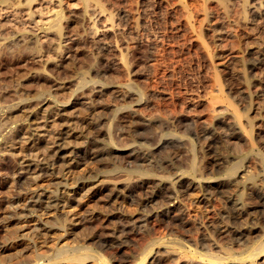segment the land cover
<instances>
[{
    "label": "rangeland",
    "instance_id": "obj_1",
    "mask_svg": "<svg viewBox=\"0 0 264 264\" xmlns=\"http://www.w3.org/2000/svg\"><path fill=\"white\" fill-rule=\"evenodd\" d=\"M92 1L95 3H98L101 6L104 14L107 13V15H111V17L112 18L114 17L113 19L116 21L117 20L123 21L122 18L119 17V15L121 14L120 11H122L123 9L129 10L135 18H139L140 20H145L148 23L147 26L150 24L148 27H149V29L151 28L150 29L151 32L154 31L155 34L157 35V37H161V38H158L159 39L158 43L153 48V50H152L153 52L151 51L148 53L145 48H137L133 51V53L131 52L130 54H127L124 51L125 56H126V54L128 55V56H126L127 59L131 60V61L129 60L130 61L129 63H131V65H130L131 71L126 73L127 71L125 70L124 71L125 73H124L122 66L118 63H116V64L114 63L115 61H113V59H114L113 55L110 53L111 54V56H110L109 52L107 53V51H102V50L99 51V48L97 47V45L93 41H91V39L88 37L87 32L85 30V29H87L86 28L87 26L84 27L85 25L88 24V22H85V21H87L86 19L84 20L85 17L83 16V12H82V10H83L82 2H80V0H58L54 3H52L51 6H53L55 8V10L62 13V15H63L62 24H64L63 25L64 31L70 35L75 36V38H77L75 40L74 45L72 46V48L69 52L70 54L68 53L67 55H63L64 57L62 56V58H61L62 60H60V64H62V65L61 66L60 65L49 66L47 68L50 71L46 68L47 71L45 70L46 73L44 75L36 74L37 75L36 76L34 73L35 72V66L33 67L32 63H30V62L21 61L18 64L20 67L18 65H13V67H12V65L8 66V64H5V65L0 64V99L2 100V101H0V103H2V104H0L1 105L0 110L3 111L8 107V105H12V104L17 103L16 105L20 106L19 108L22 111H24V109L26 111V112L24 111V113H22V111H21L22 114L20 113V111H18V113H16L18 115L20 114L19 115L20 117L22 116L21 118L18 117L19 119L16 122H13V123L5 122L4 124H6L7 126H4V125L2 126L1 133L5 134L10 127L16 126L18 131H20V132L25 131L24 132L25 134L30 133L29 136H31V138L29 140L33 139L34 142L36 140L35 146L31 147L33 149V151H31V153H30L29 148L24 149L26 151L23 150V151L19 152L20 154L17 153L19 151V148L21 147V144H27V142L25 143V140H21L22 139L21 135L14 140L15 143H14V146L12 147L11 150H6V148L0 149V150H3V151H0V219L5 217V216L7 217L6 222H4V223L2 222L3 224L0 222V244L4 245V247L0 250V260L1 261L5 260L4 262L8 263V264H35V262L38 263V262H42V261L43 262H49L50 264H98V263L100 264L101 262H103L104 264H115V263L116 264H135L140 259V257L144 254V252L146 253L149 249H151L149 254H148V258H147L148 263L147 264H181V258H178V254L175 253L177 250L181 249L182 252H184L187 256L189 255V257L191 256L193 258H198V257H200L199 255L205 254V252H207L209 247L212 249V250L211 249H209V250H211L212 253L216 254L217 256H219V255L225 256L226 255L225 253L227 251H230L232 253V256H240V255L246 256L247 250H245V249H247V247H248L247 245L252 244L254 241H257L264 236V225H263L264 224V208L262 205H260V203L253 202L252 204H254V207L252 209H254V211L250 212V214H245V216H244L243 225L246 228L250 229L249 233H247V234H249V236L251 238L248 236V238L243 237L237 241L236 240L233 241L232 239H230L231 236L229 235V233H227V231L219 233V230H217V229L220 227L222 229L223 228L227 229L230 232L233 229L237 228V225H238V223H235L234 221H230L231 217L226 212L228 210V208H227V204L225 201L226 200L225 199V193L230 189V187L228 189L227 184L222 183L223 184L222 187L220 185L215 186L216 185L215 184V185L211 186V188H209V189L205 188L204 182H202V181L207 180V178L204 176H201L200 173H198L196 171L189 172L188 171V162H189L190 158L192 157V155H194L196 157L197 162H201L203 159H209L212 156L211 155L212 151L210 150V148L206 147L207 146L206 142L209 141L210 136L214 132H216L218 128H220L218 131L224 130L222 132L225 133L227 131V127L221 123H217L214 120L213 115H215L217 113L215 110L212 109V107L210 108V106L209 107L207 106V107L209 108V110H212V111H209L208 108L205 107V108H202L200 110V112L197 113V115L191 114L192 116L191 115L188 116V115H180L179 114V109H181V107L179 105H181L182 101L185 100L184 97L186 98V96H187V98H188L190 96V93L192 92L195 94L199 93L198 97L202 100H204V99L206 101L209 100L208 102L215 101L216 99H218L219 102L217 100L216 104L221 103L220 102L221 100L223 101L221 104H226L228 101V98H229V100L231 99V101H236V103L238 102L237 104H239V106H241L243 101L240 102L237 98V95L241 92L240 90H242V89H240V88L241 87L243 88L244 84L241 82L243 84V85H241L240 80H238V79H237V81L239 83L236 81H233V80L229 81V79L227 78V75L225 73L226 70H232L233 73L239 72V69H238L239 67L233 65L232 63L230 64L229 60H227V59L231 55H234V56L243 55L247 58L250 57L251 56L249 54L250 50L253 49L256 45H258L259 42H262V39L264 41V38H261V36L264 37V33H262L258 38L253 37L254 39L253 38L251 39V37L247 36V34L246 35L243 34V32L245 31V27L242 29L243 26L239 22L240 10L237 8V6H235L237 4L238 0L237 1L236 0H224L223 2L221 0H204V1L198 0L200 2H198L197 0L196 1L195 0H153V1L152 0H92ZM233 1L235 2V4L231 5V2H233ZM57 3H59V4H57ZM56 5H57V8H56ZM152 5H154V6H152ZM188 5H191V6H189L190 8L188 7ZM200 5H203V8H201L202 6H200ZM165 6H166V8H165ZM196 6H197V8H196ZM206 6H207L209 11L206 9ZM63 7H64V9H62ZM191 7H195V11L198 8H199V10L196 11L197 13L196 12L194 13V9H192ZM170 8L171 9L173 8V9L169 10ZM201 9H203V10H201ZM174 10H175V12H174ZM179 10L181 11L180 13L182 14V16L179 15ZM186 11H191V12L193 11V13H192L193 16L190 17V21H191L190 24L192 23L194 25V28H189L187 26V24H186L187 27L183 26V25H185V23L183 22L185 20V15H183V14H186ZM202 11H203V13H202ZM18 12L19 13H17V16H16L17 18L15 21V26L14 25L13 26L7 25V26H3V28L0 27L1 28L0 29L1 36L3 35V37H5V34L7 32V37H9L7 39L5 38L3 40H0V42L6 41L7 43L10 42L9 45H12L17 40L14 36H11L9 34L11 31V28L14 27L16 29L18 27V29H19V26H20V29H22V28L26 27L25 25H27L26 23L28 21L26 20L25 15H23L22 14L23 12L21 13V11H18ZM176 12H177V14H176ZM63 13L64 14L66 13V14L64 15ZM81 14H82V16H81ZM112 14H113V16H112ZM174 14L177 15L178 18ZM194 14H196V16H194ZM203 14H205V15H203ZM80 16L83 18V20H82V18H79ZM172 16L174 18L175 17L176 18L174 19ZM203 16H204L205 20H204V18L203 19L200 18L201 19V21H200V19H198V18L203 17ZM166 17H168V18H166ZM39 18L36 17L35 20L36 19L40 20ZM65 18H66V20H65ZM193 18H194V20H193ZM169 19L172 21V23H171V21L169 22ZM173 19L176 21L178 19V22L173 23V22H176ZM38 22H41V24ZM180 23L181 24L184 23V24L183 25H177ZM202 23H203V25H202ZM35 24L39 27H42L43 23L41 20V21H37ZM234 24H235V26H234ZM201 25L202 26L205 25V26L202 27ZM22 26H24V27H22ZM169 26H171V27H169ZM179 26H180V29H179ZM225 26L227 28L231 26V28L226 29ZM195 27H197V28H195ZM218 27L219 28L221 27V29H223V30L219 29ZM233 27L236 30L233 29ZM14 28H12V29H14ZM184 28L186 31H184ZM198 28L199 29L201 28V30L203 31L202 35H203V37L205 36L204 40L206 42V45H208L207 48H206L205 44L201 43L202 40L197 35L198 34L197 33ZM209 28L210 29L212 28V29L209 30ZM224 28L226 30H224ZM187 29H189V30L187 31ZM181 30L184 31L183 33L189 34V37L190 36L192 37L191 40L187 34L183 35ZM215 30L218 32H216ZM227 30H230L227 32L230 37L225 35V32ZM241 30H244V31H241ZM221 31H224V33L222 34ZM233 31H235L234 35H230V32H233ZM237 31L239 32L238 34H237ZM141 32L144 34V36L146 35L145 31H139V33H137L136 36L143 38V34ZM154 32H152V33H154ZM194 32L197 33L196 36H195ZM205 32L207 34H210V35H207ZM41 33L42 32H40V34H39V39L43 40L42 36L40 38ZM203 33H205V34H203ZM215 34H217V36ZM219 34H220L221 38H219L220 37V36H218ZM129 35L130 34H126L124 36H118L116 38V41L121 45H124V43H125V46H126V44L129 45V43H132L131 41H133L131 39V37L135 36V34H131L132 36L130 35V37H129ZM223 35H224V37H222ZM238 35H239V37H238ZM242 35H244L243 36L244 40L242 39ZM208 36H210V37L206 38ZM231 36H233V37H231ZM247 37H248V39H247ZM125 38H126V40H125ZM223 38H224V41H223ZM229 38H231V39H229ZM127 39H130V40H127ZM206 39H208L209 41L211 40V42H209ZM219 39H220V43H219ZM255 39H256V41L259 40V42H255L254 44H252L253 43L252 40L255 41ZM212 41H213V43H212ZM217 41L219 44L217 43ZM244 41L247 42V44L249 42L250 43L252 42V43L249 44V46H248V45H246V43ZM92 43L95 45H93ZM211 43H212V46H210ZM198 44H200V45H198ZM130 45H132V44H130ZM203 45H204V47H203ZM123 49H124V47H123ZM201 50L203 52H201ZM145 52H146V54H150L149 57L146 54L143 55V53H145ZM197 53H199V54H197ZM207 53H209L210 56L212 54L211 63H209L207 61L206 57H209V55ZM200 54L204 55V56L202 55L203 59H206L207 62L205 60L203 61L202 56ZM214 54H216V55L213 56ZM199 55H200V57H199ZM220 56H222V57H220ZM73 58H75V59L73 60ZM105 58H107V59L105 60ZM110 59H112V60H110ZM107 60H109V61L107 62ZM220 60H221V62H220ZM112 61H113V63H112ZM90 62L94 63V66L97 68V69L95 68V70H97L96 72H98V76H96V78L94 80H93V78L95 77V75H94L93 70L91 71V69H90V65H91ZM203 62H205L206 64L207 63H209V64L205 65V63H203ZM23 63H24V65H22ZM89 63H90V65H89ZM29 64H31L30 65L31 68H30ZM113 64L115 65L116 69H114L115 67ZM14 66H16V68H14ZM23 66H24V68H23ZM85 66H87V67H85ZM205 66L206 67L210 66L213 69L221 68V69H219V70H222L221 71V73H222L221 83L224 84V85L222 84V88H223L222 92L224 94L226 92V95H224L222 92H220V93L217 92L215 87H213L214 85H211L212 81H211L210 75H212V73H214V70L212 68H206ZM257 66H259V65H257ZM257 66H255L251 70L253 72V73L251 72L252 75L259 70L258 69L259 67H257ZM83 67H85V68H83ZM33 69H34V71H32ZM80 70L81 71L83 70L84 74ZM85 71H86V73H85ZM201 72H202V74L205 75L204 79H203V75L201 74ZM62 73H63V75H62ZM56 74L58 77L56 76ZM99 76L101 77L100 79H102V80L99 79ZM199 76L201 79L199 78ZM85 77H86V79H90V80H92V82H95L94 85L98 86V87H96L97 89L95 88V94H94V92H92L93 94L92 93L90 94L88 92V90H86L90 86L88 88L84 89V91H83L84 94L79 88L77 89L78 80L81 78H85ZM206 77H207V79H206ZM76 78H78V80ZM190 78H192V81H190L191 80ZM199 79H200V81H199ZM202 80L205 83H202L203 82ZM222 80H223V82H222ZM251 80H252V82L250 83L249 88L252 91L251 96H252V98L253 97L254 98L251 99V104L253 107L251 106L252 108H251L250 112L252 114L255 112L254 115L257 114L256 116L259 117L258 113H257L258 108H256L258 105H256V104H259V102L261 101L260 100L261 97L259 98V95L257 94L258 92L256 90L258 89V87L256 86V84L260 85V86H263L264 84L262 85L261 84L262 82H260V80L255 76H251ZM96 81H97V83H96ZM228 81L230 83H228ZM194 82H195V84H194ZM206 82L208 83L207 85H210V86H207ZM225 82L227 83V85L225 84ZM21 83H24V84H21ZM58 83H59V85H58ZM123 83H129V85L131 86V89H132V86H133V88L135 86V89H132V90L130 89L131 91L126 93L130 97L125 95V97L121 99L120 96H118V95L120 93H122V91L123 92L128 91L124 87ZM190 83L191 84L193 83V84L191 85ZM98 84H100V85H98ZM203 84H205L206 86ZM228 84H229V87H227ZM47 85H49V86L47 87ZM52 85H54V86L52 87ZM230 85H231V87H230ZM235 85H238V87ZM253 85H254V87H253ZM197 86H199V87H197ZM6 87H8V88H6ZM75 87H76V89H75ZM200 87H201V89H200ZM208 87H210V88H208ZM224 87H226V88H224ZM42 88H43V90H42ZM45 88L47 90H45ZM49 88H50V90H48ZM120 88H122V91ZM236 88L239 90H237ZM196 89H198V90H196ZM207 89L209 90V92H207L208 91ZM211 89H212V92H211ZM148 90L149 91L154 90L155 92H157V94L151 98H148V99L144 98V97L141 98L140 93L144 92V91H148ZM177 90L178 91L181 90V91H179V93L180 92L181 93L179 94L177 92ZM39 91H40V93L44 91V100H42L43 102L41 101V99H43V96L41 97L38 94H36ZM86 91L88 92V94ZM132 91H133V93H131ZM45 92H47V93L50 92V94L49 95L47 93L45 94ZM115 92H118V93L116 94ZM176 92L178 93L179 97H178ZM228 92L229 93L231 92V93L229 94ZM235 92H236V94H234ZM76 93L78 96L76 95ZM78 93H80V94L82 93L83 96H82V94H81V96H79L80 94H78ZM128 93H130V94H128ZM1 94H2V96H1ZM85 94H87V95H85ZM173 94H175V95H173ZM231 94H232V96H231ZM20 95H22V97ZM88 95H89V98H88ZM131 95L135 96V97L132 98ZM183 95H184V97H183ZM233 95H234V97H233ZM24 96H25V98H24ZM32 96H34V97H32ZM84 96L86 98H88V102L85 101L86 99H83ZM201 96H203V97H201ZM255 96L259 102L258 101L256 102ZM13 97H14V99H13ZM127 97H129V98L127 99ZM224 97L225 98L228 97V98L225 99ZM231 97H233V100ZM66 98H67V100H66ZM125 98H126V100H128L130 102H131L130 99H133L132 100L133 103L132 102L128 103L127 101H125ZM177 98H179V99H177ZM235 98H236V100H235ZM5 99H7V100H5ZM78 99L80 102L78 101ZM145 99H147L149 101V103H147L148 101ZM29 100H31V101H29ZM39 101H40V103H39ZM3 102H5V103H3ZM18 102L19 103L22 102L23 104L22 103L19 104ZM29 102H30V105H29ZM89 102H90V105H89ZM55 103H57V104H55ZM139 103H141V104H139ZM35 104H36V106H35ZM31 105L34 107L30 108V107H32ZM23 106H24V108H23ZM25 106L29 107V108L26 109ZM132 107H134V108L132 109ZM35 109L37 112L35 111ZM48 109H49V111H48ZM252 109L253 110L256 109V110L253 111ZM133 110H135V111H133ZM204 110H205V112H204ZM52 111H53V113H51ZM54 112L56 114H54ZM25 113H26V115L28 113H29L28 114L29 116L31 115L29 119L24 118L25 116L23 114H25ZM37 113L38 114L42 113L43 117H42V115L37 116L36 115ZM130 113L133 116L128 115ZM140 113H142V114L144 113L149 117L142 118ZM52 114L54 116H50ZM115 114L117 117L115 116ZM118 114L120 117L118 116ZM136 115H137L138 119H137ZM167 115H169V116H167ZM35 116L37 117L36 118L37 122H36V119H35V121H33L34 123L30 122V120H32V118ZM130 116H131L132 120H135V122L128 121L129 119L131 120ZM134 117H135V119H134ZM167 117L169 118V120ZM118 118L119 119L122 118L124 120L121 121ZM125 118H126V120H125ZM65 119H67V120H65ZM192 119L195 121L193 122ZM201 119H204V120H201ZM54 120H56L57 123ZM86 120L88 122H86ZM89 120H90V122H89ZM92 120H94V121H92ZM139 120H140V122H139ZM208 120H209V122H208ZM53 121L56 123L55 127L50 126L53 123ZM35 122H36V124H35ZM78 122L81 124H79ZM214 122H215V125H214ZM83 123H85V124L82 127L81 125ZM87 123H88V125H87ZM38 124L41 127H39ZM216 124L220 127H218ZM23 125H25V126H23ZM203 125H206L207 127L201 128V127H203ZM213 125H214V127H213ZM33 126H34V128H33ZM84 126H85V128H84ZM222 126L225 127L226 130ZM24 127L27 129H25ZM98 127H101V128H99L100 130L97 129ZM221 127L223 129H221ZM86 128L88 129V131H90L89 135L87 134L88 131ZM19 129H21V130H19ZM92 129H94V130L96 129V132L94 130L92 131ZM58 130L60 132H62V130H63V132L64 131L67 133L69 132L70 136H68V138L71 139L70 140L67 138V141L68 140L69 141L67 143H62L64 145L61 144V146H63L62 147V149H63L62 154L65 152L63 155H65L66 159L71 160V162H73V163L76 162V163L72 164L71 169H73L74 171L72 170L73 172L69 173V175L79 174V176H82L81 177L82 179L80 178L81 182H83V184L85 185V186H83V190L80 191L81 193L83 192L82 194L85 193V196H83L79 192L76 194V197L73 198V200H75L77 202H74L71 206L64 207L65 209H63L62 207H59V209L57 210L58 212L62 211L61 213H64L67 210L71 209L69 211V213H71L72 220H74V222L73 221L67 222L68 226H71V227H69V228H71L68 230L69 232H64L61 228H57L58 227L57 223H55V221L51 218V216L53 215L54 212L50 209H44L41 206L37 207L38 209L36 208V210L34 211L35 213L27 215L26 217H20V218L19 217H13V218L8 217L12 212L9 204L12 203L13 200L15 201L16 198H18L16 200L15 204L19 203L18 205L21 206V205H23L25 198L31 193V190H28L27 188L24 187V186H26V184L29 185L30 188H32V191L34 189H35V191L41 190L44 193L47 192L46 195L49 194V192L52 188V185L55 181L52 179L54 177H50L48 174L43 173L40 176H38L34 182H32L28 178H30L29 174L36 175L39 172L38 168L44 167V165L46 164L45 159H43L42 156L40 155L41 151L43 150L42 148H44L45 144H49L50 137L53 134H55ZM195 131H197V132H195ZM212 131H213V133H212ZM198 132H199V134H198ZM207 132L208 133L210 132V133L208 134ZM91 133L93 134V137H92ZM105 133H106V135H105ZM163 133L166 136L163 135ZM168 133L172 134L173 136L168 134ZM204 133H205V136H204ZM130 135H131V137H130ZM23 136H26V135H23ZM89 136H90V138H89ZM176 136H177V138H176ZM203 136H204V138H203ZM207 136H209V137H207ZM24 138H26V137H24ZM99 138H101V140H99ZM103 138H105V140ZM166 138H167V140H166ZM178 138H180L181 140L180 139L178 140ZM202 138H203L204 142L200 141ZM82 140H83V143L81 142ZM89 140H91V143ZM73 141H74V143H73ZM170 142H172V143L174 142V144L177 147ZM175 142L179 143V144H176ZM167 144H170L171 146H169ZM28 145H30V144H28ZM84 145L86 146L85 149L83 147ZM93 146L97 149L96 151L93 150V149H95ZM35 147H37V148H35ZM90 147H91V150H90ZM9 148H10V146H9ZM9 148L7 147V149H9ZM86 148L87 149L89 148L88 149L89 151ZM158 148H160V149H158ZM81 149H82V151H81ZM143 149L145 151H143ZM174 149H175V152L172 151ZM239 149L244 151L243 147H239ZM84 150H87L86 151L87 155L82 154ZM35 151H37V153H38V151L40 152V153H38L39 157L37 156L36 158H34L35 156L32 155V153H34ZM203 151H206V152H203ZM218 151H221V150L218 149ZM12 152H14V153L12 154ZM67 152H68V154H67ZM95 152H96V154H95ZM249 152H250L249 157L244 158L242 163L245 164L247 159H252L254 164L257 167L256 168L257 171L259 173H263L262 170H264V161H263L264 160V149H262V147L260 145H256V147H254V149L249 151ZM106 153H107V155H106ZM147 153H149V154H147ZM78 154L82 155V156H79ZM196 154H198V155H196ZM99 155H100V157H99ZM111 155H112V157H111ZM149 155H150V157H149ZM165 155L171 156L172 160L175 159V162L173 160L172 165H170L174 168L168 166L167 169H166V167H162L163 168L162 169L161 167H155L154 165H152L156 161H158L160 159L162 160L163 158H166ZM228 155H229L227 157L229 159V160L227 159L228 162L230 160L231 161L235 160L237 157L235 154L232 155V153H230V152L228 153ZM86 156H88V157L86 158ZM95 156H97V158ZM106 156H107V158H106ZM199 156H200V159H199ZM133 158H134V160H133ZM176 159H177V161H176ZM21 160H22V162H21ZM41 160H43V161H41ZM147 160H148V162H147ZM227 161H225V160L222 161L224 163H222L221 165L224 166L225 163L227 164ZM122 163H124V164L131 163V164H129L130 166L128 164L127 165L123 164L124 165L123 166ZM178 163H179V165H178ZM58 164H59V162H58ZM138 164H140V165H138ZM175 164H177V165H175ZM147 165H148V167H147ZM144 166H145V168H144ZM175 167H177V168H175ZM183 167H185V168H183ZM121 168L124 169L125 171L122 170ZM150 168H152V169H150ZM170 169L171 170L175 169L176 171L172 170L174 172L173 173V172H171ZM145 170L149 171L150 173H154L155 176H154V174L152 175V174L145 173L146 172ZM55 171H57V170L55 169ZM161 171H163V173ZM219 171H213L211 173L208 172L207 175L210 176V177H208V179H212L214 182L224 180V178H226L224 171L221 169ZM132 172H133V174H132ZM159 172H160V174H158ZM168 172H169V174H168ZM195 172L197 174H199L200 176L197 175ZM56 173L57 172H55V174ZM128 173H130L131 175ZM142 173H145V174H142ZM17 174L23 175V177H22L23 180L21 181L22 184H18L19 182L16 181L17 180ZM57 174H59L60 176H65L62 173H57ZM66 174H68V173H66ZM164 174H166V176L167 175L168 176L166 177ZM123 175L126 179H124ZM150 175H152V177ZM88 176H89V179H88ZM136 176H138V177H136ZM163 176H165V177H163ZM197 176H199V177H197ZM166 178H169V179H166ZM123 179H124V181H123ZM127 179L129 181H127ZM27 180H30V181H27ZM192 180L194 182V186H193L194 189H192L193 188L192 186L191 187L189 186V188H190L189 189L188 187H186L184 185V183L188 182V181H192ZM51 181H53V183H51ZM154 181L155 182L158 181V182L155 183ZM28 182H30V183H28ZM129 182H131L132 184ZM178 183H180V184L178 185ZM168 184H169V186H168ZM182 184L184 185V187ZM21 185H24V186H21ZM128 185H129V187H128ZM165 185L167 187H164ZM178 186H180V187H178ZM36 187L39 189H37ZM46 187H48L47 190L49 189V191L46 190ZM161 188H163V189H161ZM166 188H168V189H166ZM86 189H88V190L85 191ZM169 189H171L170 191L172 193L169 191ZM177 189H179V190L177 191ZM183 189H185V190H183ZM216 189H217V191H215ZM221 189H224V190H221ZM209 190H210V192H209ZM212 191H214V192H212ZM222 191H223V193H222ZM174 193H176V194H174ZM79 194H81V195H79ZM168 194H170V196H168ZM207 194L209 195V198H208ZM46 195H44V196H46ZM173 197H175V199ZM199 197H200V199H199ZM22 198L24 201L22 200ZM43 198L46 199L45 197H43ZM151 202H152V204H150ZM151 205H153V206H151ZM147 207H148V209L146 211ZM144 209H145V211H144ZM168 209H169V211H168ZM36 213L39 214L40 216L37 215ZM117 216L118 217L120 216L121 218L119 217V219L122 221H120ZM226 216H228V217H226ZM124 217H125V219H128V220L126 221L124 219ZM82 218H84V219H82ZM129 219H130V221H129ZM43 220L44 221L48 220L49 223H51V224H49L51 229H49L47 231V233H45V235H43V234L38 235L37 234V236H34L32 238V241H31V239L26 238L25 235L17 237V235L19 233H24L26 231L32 232L34 225H36L37 223H40V221L43 222ZM77 220H80V221L82 220L81 222H83L84 220L85 221H84V224H78ZM53 222H54V225L56 224L57 226L56 225L54 226ZM245 222H247V223H245ZM123 223L125 224V226H123L124 225ZM126 223H128V224H126ZM120 224H123V225H120ZM251 227H253V228H251ZM258 230H260V231H258ZM261 230L263 232H261ZM93 233H96V234L99 233V234H97V237L98 236L99 237L98 238L97 237L90 238L92 235H95ZM254 233H255V236H254ZM260 233H262V234H260ZM88 237H89V239H88ZM33 239H35V240H33ZM96 240H99V241H96ZM240 240H241V242H240ZM97 243L98 244L102 243L101 245H103V244L104 245L101 246L99 244L100 245L99 246ZM243 243H246V244H243ZM81 244L88 246V247H91V248L94 247L93 249L95 251L98 250L97 252L100 253L101 256L103 257L100 260L98 259L100 262H98L97 260L93 261V259H84V260H82V262L76 263V261H73V262L71 261L68 263L64 259L55 258V256H53L54 250H56L61 245L62 246L66 245V246H69L70 248H74V246L77 247ZM198 244H200L201 246ZM202 244H203V246H202ZM206 244H209L210 246L206 245ZM212 245L215 247H213ZM205 246L207 248H204ZM243 248H245V249H243ZM153 258H155V259H153ZM53 259H54V261H53ZM59 259L62 261H60ZM57 261H59V262H57ZM103 263H101V264H103Z\"/></svg>",
    "mask_w": 264,
    "mask_h": 264
},
{
    "label": "bare ground",
    "instance_id": "obj_2",
    "mask_svg": "<svg viewBox=\"0 0 264 264\" xmlns=\"http://www.w3.org/2000/svg\"><path fill=\"white\" fill-rule=\"evenodd\" d=\"M56 1H58V0H0V27H2L3 28V26H15V21H16V16H17V13H19L18 11H21V13L23 14V15H25V17H26V20L28 21L26 24L27 25H25L26 27H24V26H22V27H24V28H22V29H20V26H19V29H18V27L15 29L14 27H12V28H14V29H12L11 27V31H10V35L11 36H14L15 38H16V40L17 41H15L12 45H9L10 44V42L9 43H7L6 41H2V42H0V64H8V66H11L12 65V67H13V65H18L21 61H27V62H30V63H32V65H33V67L35 66V75L36 74H41V75H44L46 72H45V70H46V68L47 67H49V66H58V65H62V64H60V60H62L61 58H62V56L63 55H67L69 52H70V50H71V48H72V46L74 45V43H75V40L77 39V38H75V36H73V35H70V34H68L67 32H65L64 31V24H62V20H63V15H62V13H60L59 11H57V10H55V8L53 7V6H51V4L52 3H54V2H56ZM153 1V0H152ZM196 1V0H195ZM198 1V0H197ZM204 1V0H203ZM222 2L224 1V0H221ZM237 1V0H236ZM80 2H82V6H83V10H82V12H83V16L85 17L84 18V20L86 19L87 21H85V22H88V24L87 25H85L84 27H86L87 29H85L86 30V32H87V35H88V37L91 39V41H93L96 45H97V47L99 48V51L100 50H102V51H107V53L109 52V55L111 56V54L113 55V58L115 59H113V61H115L114 63L116 64V63H118V64H120L121 66H122V68H123V72L126 70L127 72L126 73H128L129 71H131V63H129L130 61L127 59V57L126 56H128L127 54H130L131 52L133 53V51L135 50V49H137V48H145L146 50H147V52L149 53V52H151L152 50H153V48L155 47V45H157V43H158V38H161V37H157V35L155 34V32L154 31H152V32H154V33H152L151 32V28L149 29V25L147 26V22L145 21V20H140L139 18H135L132 14H131V12L129 11V10H122V11H120V15H119V17L120 18H122V20L123 21H116V20H114L112 17H111V15H107V13L106 14H104V12H103V10H102V8H101V6L98 4V3H95V2H93L92 0H80ZM98 2V1H97ZM198 2H200V1H198ZM157 3V2H156ZM187 3V2H186ZM57 4H59V3H57ZM98 4V5H97ZM189 4V3H188ZM191 4V3H190ZM200 4V3H199ZM198 4V5H199ZM235 4V2L233 1V2H231V5H234ZM163 5V4H162ZM195 5V4H194ZM206 5V4H205ZM62 6V5H61ZM152 6H154V5H152ZM164 6V5H163ZM189 6H191V5H188V7ZM200 6H202L201 8H203V5H200ZM235 6H237V8L240 10V19H239V22H240V24L243 26L242 27V29L245 27V31L244 30H241V31H244L243 32V34H247V36H249V37H251V39L254 37V38H258L262 33H264V0H238V2H237V4L235 5ZM183 7V6H182ZM205 7V6H204ZM56 8H57V5H56ZM165 8H166V6H165ZM176 8V7H175ZM178 8V7H177ZM180 8V7H179ZM184 8V7H183ZM190 8V7H189ZM192 9H194V13L197 11V10H199V8L195 11V7H191ZM196 8H197V6H196ZM62 9H64V7L62 8ZM173 9V8H172ZM171 8L169 9V10H172ZM206 9L208 10V8H207V6H206ZM165 10V9H164ZM178 10V9H177ZM201 10H203V9H201ZM66 11V10H65ZM166 11V10H165ZM209 11V10H208ZM174 12H175V10H174ZM173 12V13H174ZM181 11L179 10V15H181L182 16V14L180 13ZM183 12V11H182ZM67 13V12H66ZM65 13V14H66ZM81 13V12H80ZM79 13V14H80ZM165 13V12H164ZM184 13V12H183ZM192 13H193V11L191 12V11H186V14H183V15H185V20L183 21L184 23H185V25H183L184 23H180V24H177V25H183V26H186V24H187V26L189 27V28H194V25L191 23L190 24V17L191 16H193L192 15ZM197 13V12H196ZM202 13H203V11H202ZM205 13V12H204ZM209 13V12H208ZM64 14V13H63ZM64 14V15H65ZM172 14V13H171ZM176 14H177V12H176ZM19 15V14H18ZM175 15V14H174ZM173 15V16H174ZM198 15V14H197ZM203 15H205V14H203ZM208 15V14H207ZM81 16H82V14H81ZM79 17V18H82V17ZM112 16H113V14H112ZM172 16V17H173ZM175 16H177V15H175ZM194 16H196V14H194ZM209 16V15H208ZM24 17V18H25ZM36 17H40L39 19L40 20H38V19H36L35 20V18ZM66 17V16H65ZM118 17V18H119ZM180 17V16H179ZM19 18V17H18ZM165 18V17H164ZM166 18H168V17H166ZM171 18V17H170ZM174 18V17H173ZM176 18V17H175ZM174 18V19H175ZM177 18H178V16H177ZM195 18V17H194ZM194 18H193V20H194ZM203 19L204 18V16L203 17H199L198 19ZM173 19V20H174ZM180 19V18H179ZM201 19H200V21H201ZM18 20V19H17ZM42 20V27H39V26H37L35 23L37 22V21H41ZM65 20H66V18H65ZM82 20H83V18H82ZM196 20V19H195ZM204 20H205V18H204ZM203 20V21H204ZM171 20L169 19V22H170ZM174 21H176V20H174ZM84 22V21H83ZM166 22V21H165ZM178 22V19H177V21L176 22H173V23H177ZM194 22V21H193ZM198 22V21H197ZM20 23V22H19ZM38 23H40L41 24V22H38ZM171 23H172V21H171ZM23 24V23H22ZM170 24V23H169ZM199 24V23H198ZM239 24V25H240ZM172 25V24H171ZM202 25H203V23H202ZM201 25V26H202ZM232 25V24H231ZM176 26V25H175ZM186 26V27H187ZM196 26V25H195ZM199 26V25H198ZM205 26V25H204ZM204 26H202V27H204ZM213 26V25H212ZM219 26V25H218ZM223 26V25H222ZM234 26H235V24H234ZM169 27H171V26H169ZM182 27V26H181ZM185 27V28H186ZM217 27V26H216ZM226 27V26H225ZM176 28V27H175ZM185 28H184V31H186L185 30ZM195 28H197V27H195ZM219 28V27H218ZM228 28H231V26L230 27H228ZM227 27H226V29H228ZM1 29V28H0ZM150 31H149V30ZM178 29V28H177ZM179 29H180V26H179ZM206 29V28H205ZM212 29V28H211ZM210 28H209V30H211ZM219 29H221V27L219 28ZM225 28H224V30H226ZM233 29H235L234 27H233ZM189 29H187V31H188ZM195 30V29H194ZM221 30H223V29H221ZM236 30V29H235ZM67 31V30H66ZM139 31H145V36H144V34H143V38H141V37H137L136 36V34L137 33H139ZM182 31V30H181ZM184 31H182V34L184 35V34H187V33H183ZM192 31V30H191ZM206 31V30H205ZM214 31V30H213ZM216 31V30H215ZM228 31H230V30H227L226 32H225V35H227V36H229L228 35ZM240 31V32H241ZM40 32H42L41 33V35H40V38H41V36L43 37L42 39L43 40H41V39H39V34H40ZM85 32V31H84ZM197 32V31H196ZM202 30H201V28L199 29L198 28V34L197 33H195L194 32V34H195V36H196V34L201 38V40H202V44H205L206 45V42H205V40H204V38H205V36L203 37V35H202ZM208 32V31H207ZM216 32H218V31H216ZM234 32L235 31H233V32H230V35H234ZM140 33V34H141ZM166 33V32H165ZM206 33V32H205ZM205 33H203V34H205ZM209 33V32H208ZM211 33V32H210ZM215 33V32H214ZM221 33L223 34L224 33V31H221ZM239 32L237 31V34H238ZM126 34H135V36H133V37H131V39L133 40V41H131L132 43H129V45H127L126 44V46H125V43H124V45H121V44H119L117 41H116V38L118 37V36H124V35H126ZM158 34V33H157ZM191 34V33H190ZM207 34V33H206ZM130 35H129V37H130ZM159 35V34H158ZM188 35V37H189V34H187ZM207 35H210V34H207ZM216 36H217V34H215ZM77 36V35H76ZM128 36V35H127ZM132 36V35H131ZM186 36V35H185ZM193 36V35H192ZM218 36H220V34L218 35ZM226 36V37H227ZM241 36V35H240ZM244 35H242V39L244 38L243 37ZM128 37V38H129ZM210 36H208V37H206V38H209ZM222 37H224V35L222 36ZM230 37V36H229ZM231 37H233V36H231ZM238 37H239V35H238ZM237 37V38H238ZM7 39V38H9V37H7V32H6V34H5V37H3V35L1 36V34H0V40H3V39ZM14 38V39H15ZM190 38V40H191V36L189 37ZM219 38H221V36L219 37ZM228 38V37H227ZM226 38V39H227ZM235 38V37H234ZM253 38V39H254ZM261 38H264V37H262L261 36ZM229 39H231V38H229ZM228 39V40H229ZM241 39V40H242ZM247 39H248V37H247ZM125 40H126V38H125ZM127 40H130V39H127ZM198 40V39H197ZM206 40H208V39H206ZM222 40V39H221ZM244 40V39H243ZM199 41V40H198ZM209 41V40H208ZM223 41H224V38H223ZM231 41V40H230ZM247 41V40H246ZM253 41V43L252 44H254L255 42H259V40L258 41H256V39H255V41L254 40H252ZM126 42V41H125ZM130 42V41H129ZM195 42V41H194ZM209 42H211V40L209 41ZM222 42V41H221ZM245 42V41H244ZM248 42V41H247ZM247 42H245L246 43V45H248L249 46V44H251L250 42L247 44ZM127 43V42H126ZM212 43H213V41H212ZM212 43H211V45L210 46H212ZM217 43H218V41H217ZM219 43H220V39H219ZM218 43V44H219ZM225 43V42H224ZM244 43V44H245ZM93 44V43H92ZM95 44H93V45H95ZM130 44H132V45H130ZM76 45V44H75ZM198 45H200V44H198ZM217 45V44H216ZM221 45V44H220ZM223 45V44H222ZM235 45V44H234ZM245 45V46H246ZM12 46V47H11ZM77 46V45H76ZM207 46L208 45H206V48H207ZM95 47V46H94ZM123 47H124V49H123ZM198 47V46H197ZM200 47V46H199ZM203 47H204V45H203ZM217 47V46H216ZM97 48V49H98ZM218 48V47H217ZM200 49V48H199ZM209 49V48H208ZM207 50V49H206ZM218 50V49H217ZM248 50V49H247ZM101 51V52H102ZM124 51H125V53H127L126 54V56H125V53H124ZM140 51V50H139ZM212 51V50H211ZM143 52V51H142ZM153 52V51H152ZM197 52V51H196ZM201 52H203L202 50H201ZM208 52V51H207ZM111 53V54H110ZM205 53V52H204ZM203 53V54H204ZM70 54V53H69ZM106 54V53H105ZM136 54V53H135ZM138 54V53H137ZM144 54H146V52L145 53H143V55ZM152 54V53H151ZM197 54H199V53H197ZM202 54V55H203ZM208 55H209V57H206L207 58V61L209 62V63H211V56H212V54H211V56H210V54L209 53H207ZM249 54L251 55L250 57H245V56H243V55H240V56H234V55H231L230 57H228V59L227 60H229V63L231 64H233V65H235V66H238L239 68V72H235V73H233L232 72V70H226L225 71V73H226V75H227V78L229 79V81H231V80H233V81H236V82H238L237 81V79L238 80H240V83L242 82L243 84H244V87L242 88H240V89H242V90H240L241 92L237 95V98H238V100L241 102V101H243L242 102V104H241V106H239V104H237L236 103V101H231V99L229 100V98L228 97H226V98H228V101H227V103L226 104H221L223 101L221 100L220 102L221 103H217L216 104V101L218 100V99H216L215 101H210V102H208V101H206L205 99V101L204 100H202V99H200L198 96V94H195V93H190V96L187 98V96H186V98L184 97V95H183V97H184V99L185 100H181L182 101V104L181 105H179L180 107H181V109H179V114L180 115H197V113H199L200 112V110L202 109V108H205V107H209L210 106V108L212 107V109L213 110H215L216 111V113L217 114H215V115H213L214 116V120L217 122V123H221V124H223V125H225L226 127H227V131L225 132V133H223L222 131H224V130H220V131H218L220 128H218L217 129V131L216 132H214L213 133V131H212V135L210 136V138H209V141H207L206 142V147H208V148H210V150L212 151L211 153V157L209 158V159H203L201 162H197V160H196V157L194 156V155H192V157L190 158V160H189V162H188V171L189 172H192V171H196V172H198V173H200V175L201 176H204V177H206L207 178V180H205V181H202V182H204V186H205V188H211V186H213V185H215V186H218V185H220L221 187H222V183H225V184H227V187H228V189H229V187H230V189L225 193V201H226V204H227V208H228V210L226 211L227 213H228V215H230V217H231V219H230V221H234L235 223H238V225H237V228H235V229H233L232 231H228L227 229H222L221 227L220 228H218L217 230H219V233H222V232H225V231H227V233H229V235L231 236V238L230 239H232L233 241H237V240H239V239H241V238H248V236H249V234H247V233H249V231H250V229H248V228H246L244 225H243V220H244V216H245V214H250V212H252V211H254V209H252L253 207H254V204H252L253 202H257V203H260V205H262L263 206V208H264V170H262L263 171V173H259L258 171H257V167H256V165L254 164V162H253V160L252 159H247V161H246V163L244 164V163H242V161H243V159L244 158H248L249 157V151H251V150H253L254 149V147H256V145H260L261 147H262V149H264V41H263V39H262V42H259L258 43V45H256L253 49H251L250 50V52H249ZM74 55V54H73ZM142 55V54H141ZM146 55H148V57H149V55L150 54H146ZM201 55V54H200ZM200 55H199V57H200ZM201 55V56H202ZM205 55V54H204ZM203 55V56H204ZM216 54H214L213 56H215ZM203 56H202V59H203ZM64 57V56H63ZM106 57V56H105ZM109 57V56H108ZM131 57V56H130ZM129 57V58H130ZM220 57H222V56H220ZM137 58V57H136ZM135 58V59H136ZM75 58H73V60H74ZM107 58H105V60H106ZM110 60H112V59H110ZM206 61V59H203V61ZM109 60H107V62H108ZM113 61H112V63H113ZM206 61V62H207ZM223 61V60H222ZM106 62V63H107ZM220 62H221V60H220ZM26 63V62H25ZM62 63V62H61ZM91 63V62H90ZM90 63H89V65H90ZM203 63H205V62H203ZM209 63H205V65H208ZM217 63V62H216ZM22 65H24V63L22 64ZM21 65V66H22ZM27 65V64H26ZM25 65V66H26ZM31 64H29V66H30ZM109 65V64H108ZM107 65V66H108ZM114 65V64H113ZM216 65V64H215ZM257 65H259V66H257ZM19 66V65H18ZM17 66V67H18ZM28 66V65H27ZM83 66V65H82ZM112 66V65H111ZM110 66V67H111ZM218 66V65H217ZM255 66H257V67H259L258 69V71L257 72H255L253 75L251 74V70L255 67ZM11 67V68H12ZM20 67V66H19ZM18 67V68H19ZM65 67V66H64ZM85 67H87V66H85ZM85 67H83V68H85ZM114 67H115V65H114ZM206 67V66H205ZM2 68V67H1ZM6 68V67H5ZM10 68V67H9ZM14 68H16V66H14ZM23 68H24V66H23ZM27 68V67H26ZM30 68H31V66H30ZM95 66H94V63L92 62L91 63V65H90V69H91V71L93 70V72H94V75H95V77L93 78V80L96 78V76H98V72H96L97 70H95ZM109 68V67H108ZM112 68V67H111ZM203 68V67H202ZM206 68H212V67H210V66H208V67H206ZM20 69V68H19ZM29 69V68H28ZM48 69V68H47ZM97 69V68H96ZM114 69H116V67L114 68ZM130 69V70H129ZM213 69V68H212ZM216 69V68H215ZM213 69L214 70V73H212V75H210V77H211V85H214L213 87H215V89L217 90V92H222V90H223V88H222V84L223 83H221V77H222V73H221V71L222 70H219V69H221V68H219V69ZM237 69V70H238ZM14 70V69H13ZM27 70V69H26ZM30 70V69H29ZM49 70V69H48ZM56 70V69H55ZM84 70V69H83ZM83 70L81 71L83 74H84V72H83ZM15 71V70H14ZM32 71H34V69L32 70ZM31 71V72H32ZM47 71V70H46ZM50 71V70H49ZM135 71V70H134ZM53 72V71H52ZM51 72V73H52ZM50 73V74H51ZM85 73H86V71H85ZM101 73V72H100ZM104 73V72H103ZM125 73V72H124ZM204 73V72H203ZM253 73V72H252ZM201 74H202V72H201ZM48 75V74H47ZM62 75H63V73H62ZM79 75V74H78ZM92 75V74H91ZM93 75V76H94ZM127 75V74H126ZM200 75V74H199ZM203 75V79H204V74H202ZM32 76V75H31ZM34 76V75H33ZM37 76V75H36ZM56 76H57V74H56ZM60 76V75H59ZM87 76V75H86ZM104 76V75H103ZM251 76H255V77H257L259 80H260V82H262L261 84L263 85V86H260V85H257L256 84V86L258 87V89L256 90L257 92V94L259 95V98H260V102L257 100V98H256V96H255V100H256V102L258 101L259 102V104H256V105H258L256 108H258L257 110H258V116L259 117H257L256 115L257 114H255L254 115V113L252 114L251 112H250V110H251V108L253 107L252 106V104H251V99H253L252 98V96H251V90H250V83L252 82V80H251ZM45 77V76H44ZM58 77V76H57ZM66 77V76H65ZM91 77V76H90ZM209 77V78H210ZM46 78V77H45ZM88 78V77H87ZM101 77L99 76V79H100ZM199 78H200V76H199ZM38 79V78H37ZM77 80H78V78H76ZM191 80L190 81H192V78H190ZM201 79V78H200ZM200 79H199V81H200ZM206 79H207V77H206ZM227 79V80H228ZM46 80V79H45ZM48 80V79H47ZM58 80V79H57ZM100 80H102V79H100ZM256 80V79H255ZM105 81V80H104ZM126 81V80H125ZM124 81V82H125ZM134 81V80H133ZM196 81V80H195ZM203 81V80H202ZM228 81V83H230ZM52 82V81H51ZM54 82V81H53ZM99 82V81H98ZM127 82V81H126ZM135 82V81H134ZM197 82V81H196ZM222 82H223V80H222ZM57 83V82H56ZM78 85H77V89L79 88L82 92L84 91V89H86V88H88L89 86V88L88 89H86V90H88V92L91 94L92 92H94V94H95V88L96 87H98V86H96V85H94V83L95 82H92V80H90V79H86V77L85 78H81V79H79L78 80ZM96 83H97V81H96ZM202 83H205L204 81L202 82ZM235 83V82H234ZM239 83V82H238ZM241 83V85H243ZM255 83V82H254ZM17 84V83H16ZM21 84H24V83H21ZM40 84V83H39ZM45 84V83H44ZM43 84V85H44ZM49 84V83H48ZM53 84V83H52ZM132 84V83H131ZM191 84V83H190ZM193 84V83H192ZM191 84V85H192ZM194 84H195V82H194ZM197 84V83H196ZM208 83L206 82V85H207ZM225 84L227 85V83L225 82ZM236 84V83H235ZM58 85H59V83H58ZM61 85V84H60ZM98 85H100V84H98ZM110 85V84H109ZM123 85H124V87L128 90V91H122V88H120L121 89V91H122V93H120L118 96H120V98L122 99V98H124L125 97V95H127L126 93L127 92H129V91H131L132 89H135V86H134V88H133V86H132V89H131V86L129 85V83H123ZM133 85V84H132ZM203 85H205V84H203ZM205 85V86H206ZM224 85V84H223ZM49 85H47V87H48ZM51 86V85H50ZM54 85H52V87H53ZM64 86V85H63ZM207 86H210V85H207ZM235 86H237L238 87V85H235ZM255 86V87H256ZM260 86V87H259ZM22 87V86H21ZM106 87V86H105ZM197 87H199V86H197ZM204 87V86H203ZM227 87H229V84H228V86ZM230 87H231V85H230ZM240 87V86H239ZM252 87V86H251ZM253 87H254V85H253ZM6 88H8V87H6ZM5 88V89H6ZM62 88V87H61ZM124 88V89H125ZM185 88V87H184ZM208 88H210V87H208ZM224 88H226V87H224ZM233 88V87H232ZM75 89H76V87H75ZM74 89V90H75ZM97 89V88H96ZM118 89V88H117ZM116 89V90H117ZM131 89V90H130ZM199 89V88H198ZM198 89H196V90H198ZM200 89H201V87H200ZM206 89V88H205ZM228 89V88H227ZM237 89V88H236ZM255 89V88H254ZM42 90H43V88H42ZM45 90H47L46 88H45ZM48 90H50V88L48 89ZM102 90V89H101ZM119 90V89H118ZM141 90V89H140ZM189 90V89H188ZM208 90V89H207ZM225 90V89H224ZM231 90V89H230ZM237 90H239V89H237ZM52 91V90H51ZM113 91V90H112ZM179 91H181V90H179ZM179 91L177 90V92L179 93ZM202 91V90H201ZM87 92V91H86ZM88 92H87V94H88ZM120 92V91H119ZM176 92V93H177ZM187 92V91H186ZM194 92V91H193ZM198 92V91H197ZM207 92H209V90L207 91ZM211 92H212V89H211ZM232 92V91H231ZM230 92V93H231ZM47 92H45V94H46ZM53 93V92H52ZM75 93V92H74ZM116 94L118 93V92H115ZM131 93H133V91L131 92ZM178 93H177V95H178ZM181 93V92H180ZM179 93V94H180ZM223 93V92H222ZM229 93V92H228ZM227 93V94H228ZM229 93V94H230ZM255 93V94H256ZM13 94V93H12ZM22 94V93H21ZM36 94H38L39 96H43V99H41V101L42 100H44V91L43 92H41L40 93V91L38 92V93H36ZM48 95L50 94V92H48L47 93ZM78 94H80V93H78ZM82 94V93H81ZM81 94L79 95V96H81ZM83 94H84V92H83ZM83 94H82V96H83ZM87 94H85V95H87ZM89 94V95H90ZM93 94V93H92ZM128 94H130V93H128ZM157 94V92H155L154 90H148V91H144V92H141L140 93V96H141V98H151V97H153V96H155ZM204 94V93H203ZM224 94V93H223ZM233 94V93H232ZM232 94H231V96H232ZM234 94H236V92L234 93ZM256 94V95H257ZM74 95V94H73ZM76 95H77V93H76ZM89 95H88V98H89ZM136 95V94H135ZM173 95H175V94H173ZM187 95V94H186ZM224 95H226V92H225V94ZM1 96H2V94H1ZM9 96V95H8ZM14 96V95H13ZM21 97H22V95H20ZM26 96V95H25ZM25 96H24V98H25ZM30 96V95H29ZM38 96V97H39ZM47 96V95H46ZM78 96V95H77ZM93 96V95H92ZM117 96V97H118ZM127 96H129V95H127ZM132 96V95H131ZM221 96V95H220ZM228 96V95H227ZM32 97H34V96H32ZM76 97V96H75ZM130 97V96H129ZM129 97H127V99L129 98ZM133 97H135V96H132V98ZM172 97V96H171ZM174 97V96H173ZM178 97H179V95H178ZM182 97V96H181ZM182 97V98H183ZM201 97H203V96H201ZM233 97H234V95H233ZM233 97H231L232 98V100H233ZM56 98V97H55ZM58 98V97H57ZM74 98V97H73ZM78 98V97H77ZM76 98V99H77ZM88 98H86L85 96L83 97V99H86L85 101L86 102H88ZM93 98V97H92ZM137 98V97H136ZM206 98V97H205ZM221 98V97H220ZM225 98V97H224ZM225 98V99H226ZM13 99H14V97H13ZM138 99V98H137ZM147 99H145V100H147ZM174 99V98H173ZM177 99H179V98H177ZM5 100H7V99H5ZM26 100V99H25ZM28 100V99H27ZM57 100V99H56ZM66 100H67V98H66ZM90 100V99H89ZM131 100V102L133 103V99H130ZM136 100V99H135ZM134 100V101H135ZM139 100V99H138ZM235 100H236V98H235ZM0 101H2L1 99H0ZM20 101V100H19ZM29 101H31V100H29ZM78 101H79V99H78ZM91 101V100H90ZM121 101V100H120ZM125 101H127L128 103H131L130 101H128V100H126V98H125ZM144 101V100H143ZM148 101V100H147ZM225 101V100H224ZM43 102V101H42ZM54 102V101H53ZM59 102V101H58ZM76 102V101H75ZM80 102V101H79ZM82 102V101H81ZM93 102V101H92ZM124 102V101H123ZM146 102V101H145ZM208 104H206V103ZM218 102H219V100H218ZM226 102V101H225ZM255 102V101H254ZM3 103H5V102H3ZM19 103V102H18ZM20 103H22V102H20ZM19 103V104H20ZM39 103H40V101H39ZM50 103V102H49ZM122 103V102H121ZM137 103V102H136ZM147 103H149V101L147 102ZM177 103V102H176ZM179 103V102H178ZM0 104H2V103H0ZM17 104V103H16ZM16 104H12V105H8V107L5 109V110H3V111H1L0 112V149L2 148V149H5L6 148V150H11L12 149V147L14 146V140L17 138V137H19L20 135H21V137H22V139L21 140H25V143L27 142V144H21V147L19 148V151L17 152L18 154H20L19 152H21V151H23L24 149H27V148H29V150H30V153H31V151H33V149L31 148L32 146H35V142H36V140H35V142H34V140L32 139V140H29L30 138H31V136H29V134L28 133H24L23 131H18L17 130V127L16 126H13V127H10L8 130H7V132L5 133V134H3V133H1V128H2V126L4 125V126H7L6 124H4L5 122H11V123H13V122H16L19 118L18 117H20L18 114H16V113H18V111H20V113H21V109L19 108L20 106H17ZM23 104V103H22ZM38 104V103H37ZM55 104H57V103H55ZM79 104V103H78ZM83 104V103H82ZM88 104V103H87ZM139 104H141V103H139ZM143 104V103H142ZM29 105H30V102H29ZM33 105V104H32ZM31 105V106H32ZM48 105V104H47ZM86 105V104H85ZM89 105H90V102H89ZM1 106V105H0ZM35 106H36V104H35ZM56 106V105H55ZM144 106V105H143ZM252 106V107H251ZM26 107V106H25ZM34 106H32V107H30V108H33ZM46 107V106H45ZM87 107V106H86ZM129 107V106H128ZM127 107V108H128ZM207 107V108H208ZM4 108V107H3ZM23 108H24V106H23ZM27 108H29V107H26V109ZM121 108V107H120ZM124 108V107H123ZM134 107H132V109H133ZM136 108V107H135ZM206 108V109H207ZM208 110H209V108H208ZM253 110V109H252ZM254 110H256V109H254ZM253 110V111H254ZM24 111H25V109H24ZM24 111H22V113H24ZM29 111V110H28ZM35 111H36V109H35ZM44 111V110H43ZM48 111H49V109H48ZM114 111V110H113ZM133 111H135V110H133ZM178 111V110H177ZM176 111V112H177ZM207 111V110H206ZM209 111H212V110H209ZM26 112V111H25ZM37 112V111H36ZM57 112V111H56ZM129 112V111H128ZM204 112H205V110H204ZM214 112V111H213ZM21 113V114H22ZM43 113V112H42ZM42 113H40V114H36L37 116L39 115V116H41L42 115V117H43V114ZM51 113H53V111L51 112ZM63 113V112H62ZM168 113V112H167ZM173 113V112H172ZM29 114V113H28ZM26 115V113L25 114H23L25 117V119H29L30 118V116L29 115ZM50 114V113H49ZM54 114H56L55 112H54ZM114 114V113H113ZM136 114V113H135ZM134 114V115H135ZM141 114V116H142V118H146V117H149V116H147L146 114H142V113H140ZM139 114V115H140ZM178 114V113H177ZM48 115V114H47ZM59 115V114H58ZM126 115V114H125ZM128 115H132L131 113L130 114H128ZM173 115V114H172ZM191 115V116H192ZM50 116H54L53 114L52 115H50ZM49 116V117H50ZM115 116H116V114H115ZM118 116H119V114H118ZM133 116V115H132ZM167 116H169V115H167ZM177 116V115H176ZM22 117V116H21ZM20 117V118H21ZM45 117V116H44ZM47 117V116H46ZM117 117V116H116ZM120 117V116H119ZM125 117V116H124ZM136 117H137V115H136ZM212 117V116H211ZM37 117L35 116V117H33L32 118V120H30V122H33V121H35V119H36ZM53 118V117H52ZM63 118V117H62ZM76 118V117H75ZM115 118V117H114ZM130 118H131V116H130ZM168 118V117H167ZM64 119V118H63ZM117 119V118H116ZM119 119V118H118ZM134 119H135V117H134ZM137 119H138V117H137ZM141 119V118H140ZM65 120H67V119H65ZM71 120V119H70ZM80 120V119H79ZM119 120H124V119H119ZM125 120H126V118H125ZM128 120V119H127ZM131 120H132V118H131ZM130 119L128 120V121H130V122H135V120H132L131 121ZM168 120H169V118H168ZM193 120V119H192ZM201 120H204V119H201ZM55 122H56V120H54ZM53 121V123L50 125L51 127H55V125H56V123ZM69 121V120H68ZM67 121V122H68ZM77 121V120H76ZM92 121H94V120H92ZM127 121V122H128ZM138 121V120H137ZM136 121V122H137ZM195 120H193V122H194ZM36 122H37V119H36ZM36 122H35V124H36ZM65 122V121H64ZM75 122V121H74ZM85 122V121H84ZM86 122H88L87 120H86ZM89 122H90V120H89ZM112 122V121H111ZM139 122H140V120H139ZM203 122V121H202ZM205 122V121H204ZM207 122V121H206ZM208 122H209V120H208ZM34 123V122H33ZM32 123V124H33ZM76 123V122H75ZM74 123V124H75ZM79 123V122H78ZM113 123V122H112ZM26 124V123H25ZM31 124V123H30ZM43 124V123H42ZM68 124V123H67ZM79 124H81V123H79ZM85 123H83L81 126L83 127V125H84ZM114 124V123H113ZM139 124V123H138ZM142 124V123H141ZM220 124V125H221ZM9 125V124H8ZM76 125V124H75ZM87 125H88V123H87ZM86 125V126H87ZM95 125V124H94ZM98 125V124H97ZM207 125V124H206ZM206 125H203V127H201V128H206L207 126ZM214 125H215V122H214ZM214 125H213V127H214ZM217 125V124H216ZM23 126H25V125H23ZM30 126V125H29ZM38 126L39 127H41L39 124H38ZM96 126V125H95ZM100 126V125H99ZM105 126V125H104ZM218 126V125H217ZM31 127V126H30ZM36 127V126H35ZM75 127V126H74ZM80 127V126H79ZM91 127V126H90ZM89 127V128H90ZM97 127V126H96ZM112 127V126H111ZM210 127V126H209ZM218 127H220V126H218ZM223 127V126H222ZM221 127V129H223V128H225V127H223L222 128ZM21 128V127H20ZM25 128V127H24ZM33 128H34V126H33ZM84 128H85V126H84ZM93 128V127H92ZM99 128H101V127H98L97 129H99ZM168 128V127H167ZM25 129H27V128H25ZM82 129V128H81ZM87 129V128H86ZM103 129V128H102ZM209 129V128H208ZM207 129V130H208ZM19 130H21V129H19ZM94 129H92V131H93ZM100 130V129H99ZM98 130V131H99ZM124 130V129H123ZM122 130V131H123ZM196 130V129H195ZM202 130V129H201ZM200 130V131H201ZM213 130V129H212ZM225 130H226V128H225ZM52 131V130H51ZM82 131V130H81ZM87 131H88V129H87ZM91 131V132H92ZM95 132H96V129L94 130ZM126 131V130H125ZM84 132V131H83ZM89 132L90 131H88V135H89ZM195 132H197V131H195ZM203 132V131H202ZM22 133V134H21ZM98 133V132H97ZM100 133V132H99ZM112 133V132H111ZM131 133V132H130ZM129 133V134H130ZM133 133V132H132ZM137 133V132H136ZM208 133V132H207ZM210 133V132H209ZM208 133V134H209ZM28 134V135H27ZM92 134V133H91ZM119 134V133H118ZM168 134H170V133H168ZM198 134H199V132H198ZM23 135H26V136H23ZM104 135V134H103ZM105 135H106V133H105ZM104 135V136H105ZM163 135H165L164 133H163ZM170 135H172V134H170ZM169 135V136H170ZM51 136V135H50ZM68 136H70L69 135V132L67 133V132H63V130H62V132H60L59 130L55 133V134H53L51 137H50V141H49V144H45V146H44V148H42L43 150L41 151V156H42V158L43 159H45V161H46V164L44 165V167H39L38 169H39V172L36 174V175H31V174H29V177L30 178H28V179H30L32 182H34L35 180H36V178L38 177V176H40L41 174H48L50 177H54V178H52L53 180H55L54 181V183H53V181H51V183H53V185H52V188H51V190H50V192H49V194H47L46 195V193H44L43 191H39V190H36L35 191V189L32 191V188H30L29 187V185H27L26 183V186H24V185H21V186H24L25 188H27L28 190H31V193L25 198V201L23 200V198H22V200L24 201V203H23V205H18L19 203H17V204H15V202H16V200L18 199V198H16V200L14 201L13 200V202L12 203H10L9 204V206H10V209L12 210V212H11V214L8 216L9 218H13V217H26L27 215H30V214H32V213H35L34 211L36 210V208L37 207H42V208H44V209H50V210H52L54 213H53V215L51 216V218L55 221V223H57V225H58V227L57 228H61L64 232H69L68 230L69 229H71V228H69V227H71V226H68V221L69 222H74V220H72V216H71V213H69V211L71 210H67L66 212H64V213H61L60 211V213L57 211L58 209H59V207H62L63 209H65L64 207H67V206H71L74 202H77V201H75V200H73V198H75L76 197V194L77 193H79L81 190H83V186H85L84 184H83V182H81V177L82 176H79V174H77V175H75V174H73V175H69V173H72L74 170L73 169H71L72 168V164H74V163H76V162H71V160H67L66 159V157H65V155H63L62 154V152H63V149H62V147L63 146H61V144L62 143H67L68 141H67V138H68ZM87 136V135H86ZM108 136V135H107ZM133 136V135H132ZM166 136V135H165ZM173 136V135H172ZM181 136V135H180ZM198 136V135H197ZM204 136H205V133H204ZM204 136H203V138H204ZM24 137H26V138H24ZM92 137H93V134H92ZM130 137H131V135H130ZM171 137V136H170ZM200 137V136H199ZM207 137H209V136H207ZM89 138H90V136H89ZM88 138V139H89ZM102 138V137H101ZM101 138H99V140H101ZM108 138V137H107ZM115 138V137H114ZM135 138V137H134ZM164 138V137H163ZM176 138H177V136H176ZM201 138V137H200ZM203 138L200 140V141H202V142H204L203 141ZM68 139H70V138H68ZM75 139V138H74ZM104 140H105V138H103ZM110 139V138H109ZM122 139V138H121ZM171 139V138H170ZM173 139V138H172ZM180 138H178V140H179ZM198 139V138H197ZM63 140V141H62ZM71 140V139H70ZM113 140V139H112ZM120 140V139H119ZM161 140V139H160ZM166 140H167V138H166ZM169 140V139H168ZM181 140V139H180ZM205 140V139H204ZM88 141V140H87ZM90 141V143H91V140H89ZM114 141V140H113ZM164 141V140H163ZM177 141V140H176ZM61 142V143H60ZM82 143H83V140L81 141ZM109 142V141H108ZM119 142V141H118ZM141 142V141H140ZM144 142V141H143ZM168 142V141H167ZM178 142V141H177ZM23 143V142H22ZM73 143H74V141H73ZM102 143V142H101ZM170 143H172V142H170ZM176 143V142H175ZM28 144H30V145H28ZM87 144V143H86ZM111 144V143H110ZM172 144H174V142L172 143ZM176 144H179V143H176ZM187 144V143H186ZM199 144V143H198ZM62 145H64V144H62ZM94 145V144H93ZM98 145V144H97ZM104 145V144H103ZM118 145V144H117ZM127 145V144H126ZM167 145H169V146H171L170 144H167ZM175 145V144H174ZM9 146H10V148H9ZM95 146V145H94ZM93 146V147H94ZM176 146V145H175ZM179 146V145H178ZM183 146V145H182ZM7 147L9 148V149H7ZM84 147V149H85V145L83 146ZM145 147V146H144ZM143 147V148H144ZM162 147V146H161ZM177 147V146H176ZM239 147H243V150L244 151H242V150H240L239 149ZM35 148H37V147H35ZM34 148V149H35ZM95 148V147H94ZM99 148V147H98ZM132 148V147H131ZM147 148V147H146ZM145 148V149H146ZM157 148V147H156ZM165 148V147H164ZM167 148V147H166ZM175 148V147H174ZM223 148V149H222ZM87 149V148H86ZM89 149V148H88ZM87 149V150H88ZM93 149V148H92ZM102 149V148H101ZM106 149V148H105ZM104 149V150H105ZM109 149V148H108ZM137 149V148H136ZM142 149V148H141ZM148 149V148H147ZM158 149H160V148H158ZM176 149V148H175ZM175 149L174 150H172V151H174L175 152ZM203 149V148H202ZM205 149V148H204ZM218 149H220L221 151H218ZM39 150V149H38ZM87 150H84L83 151V155H87L86 153V151ZM90 150H91V147H90ZM93 150H97L96 148L95 149H93ZM92 150V151H93ZM179 150V149H178ZM181 150V149H180ZM0 151H3V150H0ZM24 151H26V150H24ZM81 151H82V149H81ZM89 151V150H88ZM101 151V150H100ZM106 151V150H105ZM108 151V150H107ZM133 151V150H132ZM143 151H145L144 149H143ZM150 151V150H149ZM177 151V150H176ZM201 151V150H200ZM208 151V150H207ZM91 152V151H90ZM98 152V151H97ZM110 152V151H109ZM131 152V151H130ZM141 152V151H140ZM173 152V153H174ZM196 152V151H195ZM203 152H206V151H203ZM232 153V155L233 154H235L237 157H236V159L235 160H233V161H227V157L229 156L228 155V153ZM14 152H12V154H13ZM16 153V152H15ZM23 153V152H22ZM29 153V152H28ZM38 153H40L39 151H38ZM38 153H37V151H35L34 153H32V155H34L35 157L34 158H36L37 156H38ZM102 153V152H101ZM139 153V152H138ZM170 153V152H169ZM179 153V152H178ZM200 153V152H199ZM261 153V152H260ZM17 154V155H18ZM24 154V153H23ZM22 154V155H23ZM67 154H68V152H67ZM77 154V153H76ZM90 154V153H89ZM94 154V153H93ZM95 154H96V152H95ZM100 154V153H99ZM118 154V153H117ZM136 154V153H135ZM134 154V155H135ZM146 154V153H145ZM147 154H149V153H147ZM25 155V154H24ZM79 155V154H78ZM92 155V154H91ZM105 155V154H104ZM106 155H107V153H106ZM115 155V154H114ZM179 155V154H178ZM196 155H198V154H196ZM208 155V154H207ZM206 155V156H207ZM259 155V154H258ZM261 155V154H260ZM68 156V155H67ZM79 156H82V155H79ZM90 156V155H89ZM136 156V155H135ZM140 156V155H139ZM145 156V155H144ZM177 156V155H176ZM181 156V155H180ZM23 157V156H22ZM39 157V156H38ZM88 156H86V158H87ZM92 157V156H91ZM96 158H97V156H95ZM99 157H100V155H99ZM98 157V158H99ZM111 157H112V155H111ZM137 157V156H136ZM149 157H150V155H149ZM164 157V156H163ZM165 157L166 158H163L162 160L160 159V160H158V161H156L154 164H152V165H154L155 167H166V169H167V167L168 166H170V165H172V163H173V160H174V162H175V159H173L172 160V157L171 156H167V155H165ZM21 158V157H20ZM74 158V157H73ZM106 158H107V156H106ZM140 158V157H139ZM143 158V157H142ZM147 158V157H146ZM38 159V158H37ZM41 159V158H40ZM72 159V158H71ZM102 159V158H101ZM113 159V158H112ZM152 159V158H151ZM199 159H200V156H199ZM261 159V158H260ZM39 160V159H38ZM81 160V159H80ZM133 160H134V158H133ZM132 160V161H133ZM156 160V159H155ZM227 161V164L225 165L224 164V166H222L221 164L222 163H224V162H222V161ZM229 160V159H228ZM246 160V159H245ZM41 161H43V160H41ZM176 161H177V159H176ZM199 161V160H198ZM264 161V160H263ZM21 162H22V160H21ZM58 162H59V164H58ZM111 162V161H110ZM127 162V161H126ZM147 162H148V160H147ZM245 162V161H244ZM113 163V162H112ZM117 163V162H116ZM125 163V162H124ZM124 163H122V165L124 164ZM177 163V162H176ZM128 164V163H127ZM127 164H124V165H127ZM129 164H131V163H129ZM128 164V165H129ZM137 164V163H136ZM149 164V163H148ZM186 164V163H185ZM184 164V165H185ZM123 165V166H124ZM138 165H140V164H138ZM142 165V164H141ZM175 165H177V164H175ZM174 165V166H175ZM178 165H179V163H178ZM187 165V164H186ZM185 165V166H186ZM38 166V165H37ZM121 166V165H120ZM130 166V165H129ZM136 166V165H135ZM153 166V167H154ZM122 167V166H121ZM126 167V166H125ZM147 167H148V165H147ZM170 167H172V166H170ZM128 168V167H127ZM139 168V167H138ZM144 168H145V166H144ZM172 168H174V167H172ZM175 168H177V167H175ZM183 168H185V167H183ZM187 168V167H186ZM55 169L57 170V171H55ZM116 169V168H115ZM122 169V168H121ZM132 169V168H131ZM130 169V170H131ZM143 169V168H142ZM150 169H152V168H150ZM163 169V168H162ZM223 170L224 171V173H225V176H226V178H224V180H222V181H216V182H214L212 179H208V177H210V176H208L207 175V173L208 172H213V171H219V170ZM27 170V169H26ZM73 170V171H72ZM122 170H124V169H122ZM155 170V169H154ZM171 170V169H170ZM173 170V169H172ZM171 170V172H173ZM185 170V169H184ZM115 171V170H114ZM125 171V170H124ZM133 171V170H132ZM146 172L145 173H147V174H154V173H150L149 171H147V170H145ZM158 171V170H157ZM176 171V170H175ZM55 172H57V173H62V174H64L65 176H60L59 174H55ZM117 172V171H116ZM127 172V171H126ZM162 173H163V171H161ZM195 172V173H196ZM220 172V171H219ZM66 173H68V174H66ZM140 173V172H139ZM145 173H142V174H145ZM161 173V174H162ZM167 173V172H166ZM174 173V172H173ZM177 173V172H176ZM187 173V172H186ZM92 174V173H91ZM125 174V173H124ZM128 174H130V173H128ZM132 174H133V172H132ZM137 174V173H136ZM158 174H160V172L158 173ZM168 174H169V172H168ZM171 174V173H170ZM182 174V173H181ZM197 174V173H196ZM59 175V176H58ZM83 175V174H82ZM89 175V174H88ZM120 175V174H119ZM131 175V174H130ZM152 175H150L151 177H152ZM163 175V174H162ZM165 176H166V174H164ZM184 175V174H183ZM195 175V174H194ZM193 175V176H194ZM197 175H199V174H197ZM199 175V176H200ZM210 175V174H209ZM213 175V174H212ZM129 176V175H128ZM127 176V177H128ZM154 176H155V174H154ZM158 176V175H157ZM165 176H163V177H165ZM168 176V175H167ZM166 176V177H167ZM170 176V175H169ZM186 176V175H185ZM192 176V175H191ZM199 176H197V177H199ZM22 177H23V175H21V174H17V182H19L18 184H22ZM86 177V176H85ZM123 177H124V175H123ZM131 177V176H130ZM129 177V178H130ZM136 177H138V176H136ZM146 177V176H145ZM81 178V179H80ZM149 178V177H148ZM156 178V177H155ZM179 178V177H178ZM221 178V177H220ZM40 179V178H39ZM80 179V180H79ZM88 179H89V176H88ZM124 179H126L125 177H124ZM124 179H123V181H124ZM133 179V178H132ZM150 179V178H149ZM152 179V178H151ZM157 179V178H156ZM166 179H169V178H166ZM174 179V178H173ZM182 179V178H181ZM184 179V178H183ZM186 179V178H185ZM190 179V178H189ZM200 179V178H199ZM30 180H27V181H30ZM85 180V179H84ZM141 180V179H140ZM154 180V179H153ZM127 181H129L128 179H127ZM134 181V180H133ZM142 181V180H141ZM151 181V180H150ZM166 181V180H165ZM175 181V180H174ZM126 182V181H125ZM132 182V181H131ZM131 182H129V183H131ZM155 182V181H154ZM156 182H158V181H156ZM155 182V183H156ZM168 182V181H167ZM176 182V181H175ZM180 182V181H179ZM24 183V182H23ZM28 183H30V182H28ZM49 183V182H48ZM127 183V182H126ZM147 183V182H146ZM154 183V184H155ZM89 184V183H88ZM91 184V183H90ZM95 184V183H94ZM132 184V183H131ZM160 184V183H159ZM175 184V183H174ZM180 183H178V185H179ZM202 184V183H201ZM50 185V184H49ZM140 185V184H139ZM150 185V184H149ZM183 185V184H182ZM184 185L186 186V187H188L189 188V186L191 187H193L194 186V182H193V180L192 181H188V182H185L184 183ZM184 185H183V187H184ZM20 186V185H19ZM47 186V185H46ZM131 186V185H130ZM153 186V185H152ZM163 186V185H162ZM168 186H169V184H168ZM203 186V185H202ZM32 187V186H31ZM41 187V186H40ZM89 187V186H88ZM128 187H129V185H128ZM149 187V186H148ZM164 187H167L166 185L164 186ZM177 187V186H176ZM178 187H180V186H178ZM34 188V187H33ZM37 188V187H36ZM44 188V187H43ZM47 188L48 187H46V190H47ZM127 188V187H126ZM169 188V187H168ZM168 188H166V189H168ZM217 188V187H216ZM26 189V190H27ZM37 189H39V188H37ZM131 189V188H130ZM161 189H163V188H161ZM160 189V190H161ZM176 189V188H175ZM180 189V188H179ZM179 189H177V191L179 190ZM190 189V188H189ZM192 189H194V187L192 188ZM204 189V188H203ZM202 189V190H203ZM215 189V188H214ZM226 189V188H225ZM43 190V189H42ZM88 189H86L85 191H87ZM152 190V189H151ZM171 189H169V191H170ZM183 190H185V189H183ZM199 190V189H198ZM201 190V191H202ZM220 190V189H219ZM221 190H224V189H221ZM47 191H49V189L47 190ZM215 191H217V189L215 190ZM226 191V190H225ZM30 192V191H29ZM152 192V191H151ZM165 192V191H164ZM171 192V191H170ZM203 192V191H202ZM209 192H210V190H209ZM212 192H214V191H212ZM211 192V193H212ZM81 193V192H80ZM83 193V192H82ZM81 193V194H82ZM116 193V192H115ZM156 193V192H155ZM168 193V192H167ZM166 193V194H167ZM172 193V192H171ZM205 193V192H204ZM207 193V192H206ZM216 193V192H215ZM219 193V192H218ZM222 193H223V191H222ZM81 194H79V195H81ZM130 194V193H129ZM150 194V193H149ZM148 194V195H149ZM163 194V193H162ZM174 194H176V193H174ZM25 195V194H24ZM44 195H46V196H44ZM83 196H85V193L84 194H82ZM165 195V194H164ZM208 195V194H207ZM157 196V195H156ZM168 196H170V194H168ZM206 196V195H205ZM18 197V196H17ZM24 197V196H23ZM43 197H45L46 199H44ZM204 197V196H203ZM80 198V197H79ZM174 199H175V197H173ZM206 198V197H205ZM208 198H209V195H208ZM44 199V200H43ZM199 199H200V197H199ZM256 200V201H255ZM21 201V200H20ZM22 201V202H23ZM148 201V200H147ZM174 201V200H173ZM177 201V200H176ZM169 202V201H168ZM144 203V202H143ZM149 203V202H148ZM150 204H152V202L150 203ZM151 206H153V205H151ZM145 207V206H144ZM38 209V208H37ZM147 209H148V207L146 208V211H147ZM175 209V208H174ZM177 209V208H176ZM144 211H145V209H144ZM168 211H169V209H168ZM44 212V211H43ZM37 214V213H36ZM180 214V213H179ZM182 214V213H181ZM37 215H39V214H37ZM36 215V216H37ZM144 215V214H143ZM227 215V214H226ZM40 216V215H39ZM118 217V216H117ZM120 217V216H119ZM119 217H118V219H119ZM123 217V216H122ZM226 217H228V216H226ZM6 216L5 217H3V218H1L0 219V222L2 223H4V222H6ZM121 218V217H120ZM138 218V217H137ZM41 219V218H40ZM51 219V220H52ZM82 219H84V218H82ZM123 219V218H122ZM124 219H125V217H124ZM52 220V221H53ZM120 220V219H119ZM126 221L128 220V219H125ZM133 220V219H132ZM48 220H43V222H41L40 221V223H37L36 225H34V227H33V229H32V232L30 231H26V232H24V233H19L18 235H17V237L18 236H22V235H25L26 236V238H29V239H31V241H32V238L34 237V236H37V234L39 235V234H43V235H45V233H47V231L49 230V229H51V227L49 226V224H51V223H49V221L47 222ZM51 221V222H52ZM78 221V224H84V221L83 222H81L80 220H77ZM76 221V222H77ZM118 221V220H117ZM120 221H122V220H120ZM129 221H130V219H129ZM2 223V224H3ZM245 223H247V222H245ZM244 223V224H245ZM6 224V223H5ZM72 224V223H71ZM86 224V223H85ZM124 224V223H123ZM123 224H120V225H123ZM126 224H128V223H126ZM53 225H54V222H53ZM52 225V226H53ZM56 225V224H55ZM54 225V226H55ZM56 225V226H57ZM70 225V224H69ZM73 225V224H72ZM76 225V224H75ZM87 225V224H86ZM234 225V224H233ZM264 225V224H263ZM7 226V225H6ZM123 226H125V224L123 225ZM254 226V225H253ZM123 228V227H122ZM251 228H253V227H251ZM260 228V227H259ZM258 231H260V230H258ZM261 232H263L262 230H261ZM71 234V233H70ZM93 234H95V235H92L90 238H94V237H97V234H99V233H93ZM260 234H262V233H260ZM251 235V234H250ZM253 236V235H252ZM254 236H255V233H254ZM263 236V235H262ZM99 237V236H98ZM97 237V238H98ZM250 237V236H249ZM23 238V237H22ZM25 238V237H24ZM203 238V237H202ZM251 238V237H250ZM253 238V237H252ZM88 239H89V237H88ZM254 239V238H253ZM33 240H35V239H33ZM87 240V239H86ZM101 240V239H100ZM96 241H99V240H96ZM245 241V240H244ZM102 242V241H101ZM240 242H241V240H240ZM4 243V242H3ZM83 243V242H82ZM105 243V242H104ZM200 243V242H199ZM206 243V242H205ZM204 243V244H205ZM247 243V242H246ZM246 243H243V244H246ZM250 243V242H249ZM84 244V243H83ZM83 244H81V245H79V246H74V248H70L69 246H60V247H58L56 250H54V253H53V256H55V258H61V259H64L65 261H67L68 263L69 262H73V261H76V263L77 262H82V260H84V259H93V261L94 260H97L98 262H100L99 260L101 259V258H103L102 256H101V254L100 253H98L97 251H95L93 248H91V247H88V246H85V245H83ZM86 244V243H85ZM88 244V243H87ZM98 244V243H97ZM100 244V243H99ZM98 244V245H99ZM102 244V243H101ZM100 244V245H101ZM99 245V246H100ZM104 245V244H103ZM103 245H101V246H103ZM198 245H200V244H198ZM206 245H209V244H206ZM201 246V245H200ZM202 246H203V244H202ZM210 246V245H209ZM208 246V247H209ZM213 246V245H212ZM248 247H247V249H245V248H243V249H245V250H247V254H246V256H242V255H240V256H232V253L230 252V251H227L224 255L225 256H217L216 254H214V253H212V249L209 247L208 248V250H207V252H205V254H202V255H199L200 257H198V258H193V257H189V255L187 256L184 252H182V250L181 249H179V250H177L175 253H177L178 254V258H181V264H264V236L261 238V239H259V240H257V241H254L252 244H249V245H247ZM4 247V245L3 244H0V250L2 249ZM213 247H215V246H213ZM204 248H207L206 246L204 247ZM209 249H211V250H209ZM150 250L151 249H149L146 253L144 252V254L140 257V259L135 263V264H147L148 262H147V258H148V254H149V252H150ZM205 250V249H204ZM206 251V250H205ZM216 251V250H215ZM3 252V251H2ZM20 252V251H19ZM216 253V252H215ZM151 257V256H150ZM99 259V260H98ZM153 259H155V258H153ZM38 260V259H37ZM57 260V259H56ZM60 260V259H59ZM179 260V259H178ZM5 260H3V261H1L0 260V264H8V263H5L4 262ZM48 261V260H47ZM53 261H54V259H53ZM60 261H62V260H60ZM92 261V260H91ZM96 261V262H97ZM103 261V260H102ZM57 262H59V261H57ZM84 262V261H83ZM105 262V261H104ZM75 263V262H74ZM101 263H103V262H101ZM100 263V264H101ZM134 263V262H133ZM35 264H50L49 262H38V263H36L35 262ZM99 264V263H98ZM104 264V263H103ZM116 264V263H115Z\"/></svg>",
    "mask_w": 264,
    "mask_h": 264
}]
</instances>
